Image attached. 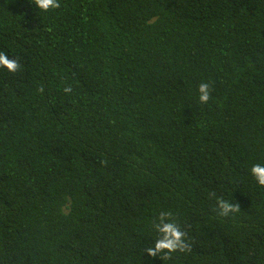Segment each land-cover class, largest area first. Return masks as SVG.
<instances>
[{
  "label": "trees",
  "instance_id": "1",
  "mask_svg": "<svg viewBox=\"0 0 264 264\" xmlns=\"http://www.w3.org/2000/svg\"><path fill=\"white\" fill-rule=\"evenodd\" d=\"M59 4L0 0V264H264V0Z\"/></svg>",
  "mask_w": 264,
  "mask_h": 264
},
{
  "label": "clouds",
  "instance_id": "2",
  "mask_svg": "<svg viewBox=\"0 0 264 264\" xmlns=\"http://www.w3.org/2000/svg\"><path fill=\"white\" fill-rule=\"evenodd\" d=\"M35 6L40 10L47 12L50 9L59 8V0H32ZM0 67L6 68L9 72H15L19 68L17 60L9 58L4 52H0ZM210 84L200 83L198 86L199 101L207 103L210 99ZM43 91V88L38 89ZM65 93L72 91L71 86L63 89ZM252 176L256 179L260 186H264V165L254 164L250 168ZM214 195V193L212 194ZM217 208L219 215L228 216L230 213H235L240 210L238 203H230L222 198H217ZM153 229L158 234L154 243L145 247V251L149 257L159 256L161 259L176 251H187L189 245L185 241V233L180 229L179 225L175 222L171 212L162 211L157 217L156 221L152 224ZM164 255L161 256L160 254Z\"/></svg>",
  "mask_w": 264,
  "mask_h": 264
}]
</instances>
